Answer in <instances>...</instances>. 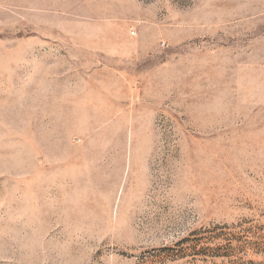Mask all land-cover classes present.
Returning <instances> with one entry per match:
<instances>
[{
	"label": "rangeland",
	"instance_id": "obj_1",
	"mask_svg": "<svg viewBox=\"0 0 264 264\" xmlns=\"http://www.w3.org/2000/svg\"><path fill=\"white\" fill-rule=\"evenodd\" d=\"M0 264H264V0H0Z\"/></svg>",
	"mask_w": 264,
	"mask_h": 264
}]
</instances>
